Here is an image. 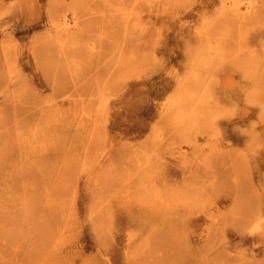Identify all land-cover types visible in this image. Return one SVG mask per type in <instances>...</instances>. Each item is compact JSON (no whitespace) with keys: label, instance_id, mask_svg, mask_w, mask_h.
I'll list each match as a JSON object with an SVG mask.
<instances>
[{"label":"rangeland","instance_id":"1","mask_svg":"<svg viewBox=\"0 0 264 264\" xmlns=\"http://www.w3.org/2000/svg\"><path fill=\"white\" fill-rule=\"evenodd\" d=\"M0 264H264V0H0Z\"/></svg>","mask_w":264,"mask_h":264}]
</instances>
